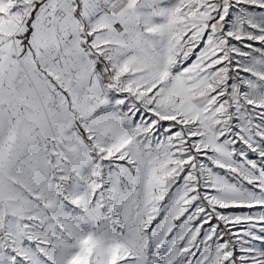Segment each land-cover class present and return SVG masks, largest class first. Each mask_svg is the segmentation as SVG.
<instances>
[{"label": "snow or ice", "instance_id": "obj_1", "mask_svg": "<svg viewBox=\"0 0 264 264\" xmlns=\"http://www.w3.org/2000/svg\"><path fill=\"white\" fill-rule=\"evenodd\" d=\"M0 264H264V0H0Z\"/></svg>", "mask_w": 264, "mask_h": 264}]
</instances>
